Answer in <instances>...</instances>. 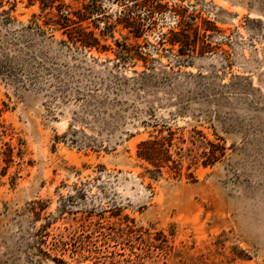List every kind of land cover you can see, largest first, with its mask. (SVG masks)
I'll use <instances>...</instances> for the list:
<instances>
[{
    "label": "rangeland",
    "instance_id": "obj_1",
    "mask_svg": "<svg viewBox=\"0 0 264 264\" xmlns=\"http://www.w3.org/2000/svg\"><path fill=\"white\" fill-rule=\"evenodd\" d=\"M140 1L0 0V264H264V0ZM61 6L104 48L45 24Z\"/></svg>",
    "mask_w": 264,
    "mask_h": 264
},
{
    "label": "trees",
    "instance_id": "obj_2",
    "mask_svg": "<svg viewBox=\"0 0 264 264\" xmlns=\"http://www.w3.org/2000/svg\"><path fill=\"white\" fill-rule=\"evenodd\" d=\"M139 5H147L148 1L141 2L140 0H135ZM2 4H0V17L2 20H9L11 17L9 16V11L5 9H1ZM181 15V19L178 22L179 30H171L170 34L167 33L163 35L162 42L170 43L172 46L180 45L179 51L183 55H187V57H192L197 52L196 42L191 38V31L194 32L197 39L199 38V34L201 32V26L198 24L196 18L191 16V21L186 19V14H184L183 10H179L178 8L172 9ZM55 18H49L45 24L56 25V27L60 26V28L66 29V33L69 34L70 39L76 43L81 44L84 48L92 49V48H104L101 44L100 39L97 37L95 32L87 31L86 28L80 23L84 21V16L78 14L70 9L64 10L61 6L58 8V13L54 16ZM75 17H78L77 20ZM123 22L127 28L130 29V32L134 34L136 38L143 36L146 29L144 27L143 22L141 21L139 16H125L123 18ZM216 29V28H215ZM205 43V41L203 40ZM192 44L195 47L191 48ZM119 53L122 55L123 59L134 60L136 58V54L132 51L134 50L132 46L127 44H122L117 42ZM192 49V52H187L186 49ZM208 146H206L202 152V157L204 158V164L207 165L210 161L216 159V148L218 144L214 142H208ZM172 147V138L169 136L164 137H151L149 139L143 140L138 145V156L139 158L147 161L151 165H153L157 170L161 171L163 167L169 165L170 162H173L175 169H180L178 167L179 163L173 159V155L171 153ZM208 149V150H207Z\"/></svg>",
    "mask_w": 264,
    "mask_h": 264
}]
</instances>
